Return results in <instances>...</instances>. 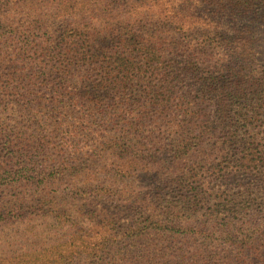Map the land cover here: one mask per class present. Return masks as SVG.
I'll return each mask as SVG.
<instances>
[{"label":"trees","instance_id":"trees-1","mask_svg":"<svg viewBox=\"0 0 264 264\" xmlns=\"http://www.w3.org/2000/svg\"><path fill=\"white\" fill-rule=\"evenodd\" d=\"M177 1L102 0L84 19L64 20L54 38L45 18L26 21L8 38L26 44L14 46H2L0 28V108L12 106L18 115L0 134L11 131L3 150L23 165L15 172L0 168V176L71 178L108 150L142 159L152 155L153 137L165 138L175 166L186 165L171 180L183 196V212L163 221L149 215L108 236L106 246L120 248L99 264H264V192L248 182L215 194L203 181L206 174L264 176V58L257 57L248 26L220 33L194 16L189 0ZM255 1L264 5L229 0L242 12ZM104 2L117 19L102 28L96 12ZM109 126L115 130L101 134ZM60 131L74 145L57 140ZM91 131L104 139L94 152L75 142ZM0 219H6L2 212ZM104 224L116 232L114 222ZM88 256L96 264L99 255Z\"/></svg>","mask_w":264,"mask_h":264},{"label":"rangeland","instance_id":"rangeland-1","mask_svg":"<svg viewBox=\"0 0 264 264\" xmlns=\"http://www.w3.org/2000/svg\"><path fill=\"white\" fill-rule=\"evenodd\" d=\"M61 1L70 4L67 10L59 6ZM101 1L0 0V28L6 32L2 46L26 44L24 38L14 42L8 39L12 36L13 28L22 31L26 21L42 18L47 20L49 28L46 30L54 38L64 20L84 19L99 9ZM215 1L222 4L218 6ZM183 2L178 0L176 4L179 6ZM105 4L109 5L104 2L103 11L96 12L101 15L99 20L103 21L102 28L113 26V21L117 19L112 9L106 12ZM189 5L194 16L204 17L206 24L215 27L220 33L232 35L248 26L255 33V53L257 57L264 58L262 3L255 1L252 9L243 12L235 9L229 0H189ZM100 21L94 20L96 23ZM27 27L24 25L25 30ZM184 40L188 41L187 38ZM103 108L111 109L109 105ZM0 112V128L15 124L13 119L18 118V115L12 106H2ZM45 121L46 126H53L51 120ZM96 123L102 126L100 118ZM113 127L116 126L102 127L101 134H111L115 130ZM146 128L160 133V128L156 126L147 125ZM94 132L80 135L75 139L76 144L92 146V152L93 149H100L97 146L104 139L102 135H94ZM10 134L11 131L0 134V168L15 172L23 165L15 163L17 159L11 161L7 151L3 150ZM56 136L57 140L65 144L74 145V139L68 132L60 131ZM142 137L143 134L139 139L142 140ZM162 141L164 143L165 138ZM160 142V138L153 137L148 145V148L152 146L153 153L142 159L134 155L108 154L111 151L108 150L107 157H100L86 168L81 166L79 172L70 175L71 178L35 177L27 182L18 180L19 176L14 173L0 176V212L6 216L5 220L0 219V264H75V257L81 260L79 264H89L91 259L87 258L88 254L90 258L99 255L94 259L99 264L103 262L102 258H113L120 248L112 242L106 246L108 236L111 239L113 234L137 226L149 215L163 221L174 217L175 213L183 212L180 209L183 196L171 180L172 176L175 177L173 172H184L186 165L175 166L169 146ZM134 168L131 174L130 170ZM256 175L238 174L237 177L223 178L206 174L203 181L205 187L215 194L219 190L229 189L232 184L242 187L248 182L264 192V176ZM42 180L44 182L40 183ZM101 187L103 190L97 191ZM110 221L116 224V232L112 231L110 225L104 224Z\"/></svg>","mask_w":264,"mask_h":264}]
</instances>
